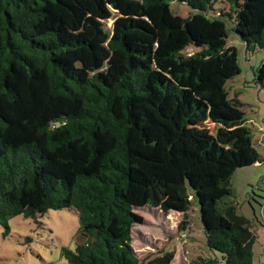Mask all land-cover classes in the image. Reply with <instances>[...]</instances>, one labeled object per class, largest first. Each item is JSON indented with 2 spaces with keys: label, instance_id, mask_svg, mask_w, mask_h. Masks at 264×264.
<instances>
[{
  "label": "trees",
  "instance_id": "16d2710c",
  "mask_svg": "<svg viewBox=\"0 0 264 264\" xmlns=\"http://www.w3.org/2000/svg\"><path fill=\"white\" fill-rule=\"evenodd\" d=\"M137 2L0 0V226L73 209L65 264H172L139 258L131 228L154 208L185 229L196 202L211 256L184 264H252L254 223L226 201L259 161L225 88L240 73L226 23L264 48V0ZM255 78L264 88V62Z\"/></svg>",
  "mask_w": 264,
  "mask_h": 264
},
{
  "label": "rangeland",
  "instance_id": "374dc122",
  "mask_svg": "<svg viewBox=\"0 0 264 264\" xmlns=\"http://www.w3.org/2000/svg\"><path fill=\"white\" fill-rule=\"evenodd\" d=\"M137 1L133 0L131 8L140 14L142 10ZM173 10L182 16L189 15V8L180 4L173 5ZM113 13L117 14L116 10ZM105 24L111 25L112 19ZM226 29L227 44L236 47L240 69V73L225 84L227 96L239 102L244 124L250 128L252 144L259 154L258 162L233 173L230 179L232 196L226 201L253 221L257 241L252 264H264V88L255 78L258 67L264 62V48L246 52L230 20H227ZM208 126L213 130V123ZM138 213L143 221L132 226L131 244L139 258L149 253L174 252L172 264H184L198 256L211 255L196 202H192L187 211L189 225L180 230L177 226L182 219L181 213L165 214L154 208ZM78 224V215L73 209H49L37 218L9 217L8 229L0 226V264H65L61 255L63 246L73 250L82 239L77 232Z\"/></svg>",
  "mask_w": 264,
  "mask_h": 264
},
{
  "label": "crops",
  "instance_id": "0c3cea01",
  "mask_svg": "<svg viewBox=\"0 0 264 264\" xmlns=\"http://www.w3.org/2000/svg\"><path fill=\"white\" fill-rule=\"evenodd\" d=\"M210 256H211V255H210ZM210 256H209V257H210ZM184 260H185V259H184ZM185 261H186V260H185Z\"/></svg>",
  "mask_w": 264,
  "mask_h": 264
}]
</instances>
